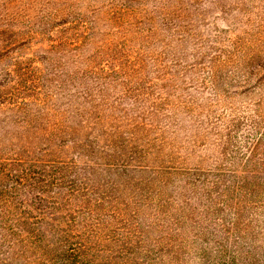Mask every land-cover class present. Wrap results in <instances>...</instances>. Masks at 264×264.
Here are the masks:
<instances>
[{
	"label": "trees",
	"instance_id": "16d2710c",
	"mask_svg": "<svg viewBox=\"0 0 264 264\" xmlns=\"http://www.w3.org/2000/svg\"><path fill=\"white\" fill-rule=\"evenodd\" d=\"M91 1L46 0L18 46L26 56L0 42L2 126L19 129L20 141L0 143V264H250L254 246L212 230L238 229L242 211L249 224L264 207L263 172L251 169L264 120L245 116L258 133L247 156L225 154L244 116L225 120L216 106L233 79H260L264 49L215 46L200 28L212 13L238 12L254 30L245 42H264L263 19L249 18L256 7ZM184 77L211 101L178 91ZM179 133L218 144L233 166L178 165Z\"/></svg>",
	"mask_w": 264,
	"mask_h": 264
},
{
	"label": "rangeland",
	"instance_id": "374dc122",
	"mask_svg": "<svg viewBox=\"0 0 264 264\" xmlns=\"http://www.w3.org/2000/svg\"><path fill=\"white\" fill-rule=\"evenodd\" d=\"M45 1L46 0H33V3H30V0H0V42H4L9 49H17L20 54L26 56L29 50L25 47L18 49V46L22 43H26L23 41V38L25 37L24 31L26 30L27 21H35L37 17H40L47 10L48 7L44 4ZM38 2H42L41 6H39ZM86 2H89L91 5L96 4V2L91 0H72L74 8L78 9H84L85 6H88L89 4L86 5ZM250 3L254 4L256 7L251 10L256 14V17L253 13L249 15V18L253 21L257 20V18H261L264 21V0H251ZM12 18H15L17 21H14ZM244 20L245 16L238 12H233L227 19L222 17L221 14L212 13L207 22H205L206 24L201 26L200 33L202 37H205L207 43L214 44L215 46L220 44L222 46L239 48L241 45L245 47L255 43L253 46L250 45L252 50L264 49V42H245V37L249 36V33H253L254 30H252L253 28H251L248 23H244ZM259 20L260 19L257 21ZM263 21L261 20V22ZM253 37L254 36H251L250 38ZM215 40H220L221 42H215ZM39 42L38 40V42L35 43V47H39ZM42 42L48 41L42 40ZM35 52L39 53L40 51L36 49ZM6 63H9V60H7ZM2 64L3 62H1V65ZM37 65L39 69H44L43 64ZM258 78L259 77H256V75L252 76L249 83H238V81L236 82L233 79L230 86L227 87L230 91L229 96L224 97L222 101L223 104H217L216 106L218 112L222 111L225 120L229 118L227 116L228 114L231 115L236 110H238L239 116H244V118H240L242 119L241 126H239L238 129L233 128L235 137L228 142L227 146L224 145L226 147L223 149L225 154H232V151L236 150L238 154L242 152L243 156H247L250 149L248 146H251L255 138H257V132L262 130L264 121L261 122L260 128H257V132H253L252 136L250 135V132H252L250 119L256 118L259 120L258 112L261 111L263 116L262 119L264 120V73H262L260 79ZM196 82H198V80ZM182 86L183 89L178 91L183 94H192L198 98L197 100L201 104L211 101L212 94L209 88H198L193 81L187 80L186 77L183 79ZM229 107L232 108L230 109ZM7 112L8 110L5 106L0 105V143L8 144L6 148L10 146V148L16 149L14 145L20 142H16L19 129L8 126L9 124L2 126L3 120L8 117ZM247 115H250L251 118L246 120L245 116ZM219 129L222 133L223 128L220 127ZM178 135L179 138H177V142L179 143V147L174 150H177L179 154L184 156L177 161L178 165L207 168L223 163L224 166H231L229 163L221 161V156L219 155L220 147H218V144L214 145L206 141L203 142L201 137L191 142L188 138L185 139L184 135H180V133ZM245 135L247 137L243 138ZM260 138H264V132ZM33 148L37 150L36 147ZM29 149L31 150V147ZM34 149H32L33 152H35ZM251 155L254 162H256H252L251 166H253V168L251 169H260L263 172L261 176H264V146L256 144V147L251 151ZM234 168L237 173L242 172L243 169L239 164ZM257 212L258 216L255 218V221L253 220L249 222V224H245L249 214L246 213L245 215V211H242V215H240L241 222L237 225L238 229L233 230L232 228L235 226L227 223L225 224L226 229H223V227H215V230H212L216 235L228 236L227 238L235 239V243L244 248L247 244L254 246V256L251 257L250 264H264V246H259L262 245L259 238L264 237V207L257 210ZM226 215L227 214H224L225 217ZM251 236L254 237V239L251 238Z\"/></svg>",
	"mask_w": 264,
	"mask_h": 264
}]
</instances>
